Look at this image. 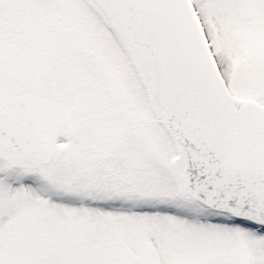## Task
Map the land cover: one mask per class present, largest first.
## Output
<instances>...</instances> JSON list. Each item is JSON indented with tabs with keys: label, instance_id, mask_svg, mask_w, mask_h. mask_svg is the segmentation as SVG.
<instances>
[{
	"label": "snow or ice",
	"instance_id": "1",
	"mask_svg": "<svg viewBox=\"0 0 264 264\" xmlns=\"http://www.w3.org/2000/svg\"><path fill=\"white\" fill-rule=\"evenodd\" d=\"M0 264H264V0H0Z\"/></svg>",
	"mask_w": 264,
	"mask_h": 264
}]
</instances>
